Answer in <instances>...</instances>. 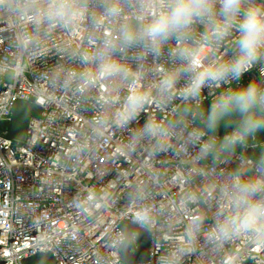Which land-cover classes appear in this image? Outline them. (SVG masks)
<instances>
[{
  "label": "clouds",
  "instance_id": "1",
  "mask_svg": "<svg viewBox=\"0 0 264 264\" xmlns=\"http://www.w3.org/2000/svg\"><path fill=\"white\" fill-rule=\"evenodd\" d=\"M0 13L25 26L16 43L22 52L36 57L51 43L80 65L67 74L66 89L100 90L92 138L130 129L149 109L160 114L148 115L117 149L125 160L143 157L147 172L128 193L132 222L149 233L161 221L183 224L160 264L204 255L199 237L210 212L211 249L238 238L264 246V0H0ZM57 32L75 45L56 43ZM253 69L258 77L243 83ZM249 146L260 149L251 163L226 177L216 172L226 156ZM162 154L175 163L176 194L153 166ZM197 178L202 186L194 187ZM95 207H107L106 197ZM127 242L121 234L113 246Z\"/></svg>",
  "mask_w": 264,
  "mask_h": 264
},
{
  "label": "built area",
  "instance_id": "2",
  "mask_svg": "<svg viewBox=\"0 0 264 264\" xmlns=\"http://www.w3.org/2000/svg\"><path fill=\"white\" fill-rule=\"evenodd\" d=\"M24 27L15 17L0 13V264H18L36 254H49L56 264H127L120 258L123 245L115 247L113 242L124 236L123 222L134 224L136 207L128 193L147 179V172L143 157L125 160L117 149L148 115L160 114L149 109L130 129L110 128L103 139L92 138L89 124L97 115L94 98L100 90L92 88L81 95L74 91L75 84L66 89L67 74L80 70V65L51 43L36 57L22 52L16 43ZM55 41L75 45V38L62 32L55 34ZM257 77L258 70L253 69L243 83ZM16 102H31L40 109L39 118L26 132L23 154L8 138L10 109ZM81 144H87L88 150L75 151ZM259 151L252 146L238 149L224 158L216 172L226 177L251 163ZM169 160L162 154L153 166L164 174L171 194H176L177 169ZM199 186L202 181L197 178L194 187ZM101 196L106 197L107 207L96 208ZM160 199L158 195L149 203ZM191 211L198 214L200 209L192 205ZM212 225L210 212L199 237L204 255L186 256L180 264H264V246L256 248L245 238L211 249L205 234ZM182 231L183 224L169 226L163 221L151 233L146 231L147 260L141 264H160L161 257L175 249L173 237ZM130 243L132 252L138 245L135 233Z\"/></svg>",
  "mask_w": 264,
  "mask_h": 264
},
{
  "label": "water",
  "instance_id": "3",
  "mask_svg": "<svg viewBox=\"0 0 264 264\" xmlns=\"http://www.w3.org/2000/svg\"><path fill=\"white\" fill-rule=\"evenodd\" d=\"M39 116L40 109L34 106L31 102H16L10 109L8 138L21 154H23L26 132L29 130L30 125L34 122V120L39 118ZM120 228L128 241L121 248V260L127 264L145 263L147 260L148 246L147 232L128 222H123ZM132 233L136 234V241L138 245L136 249L130 252V237ZM18 264H56V262L49 254H36L19 260Z\"/></svg>",
  "mask_w": 264,
  "mask_h": 264
},
{
  "label": "trees",
  "instance_id": "4",
  "mask_svg": "<svg viewBox=\"0 0 264 264\" xmlns=\"http://www.w3.org/2000/svg\"><path fill=\"white\" fill-rule=\"evenodd\" d=\"M223 129H225V128L221 127V129H220L219 131H221V130H223ZM262 137H264V134H262Z\"/></svg>",
  "mask_w": 264,
  "mask_h": 264
}]
</instances>
